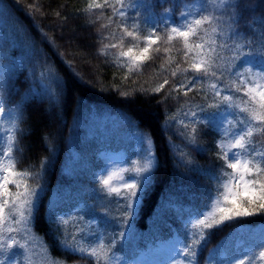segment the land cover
<instances>
[{"label": "trees", "instance_id": "1", "mask_svg": "<svg viewBox=\"0 0 264 264\" xmlns=\"http://www.w3.org/2000/svg\"><path fill=\"white\" fill-rule=\"evenodd\" d=\"M144 1L156 5L146 7L145 12L159 20L169 16L178 24L181 12L187 10L185 5L192 7L197 0ZM231 3L240 7H223L217 16L219 26L232 35L231 40L242 44L246 43L244 36L257 37L259 49L264 45L260 39L264 36V0ZM88 4V0H0V100L18 125L21 152L16 154L17 170L34 169L38 174L29 181L39 193L28 234V254L34 250V264H48L49 260L91 264L78 254L69 255L58 243L64 239L58 226L65 218L72 222L64 230L69 237L72 224L78 222L92 240L93 233L106 241L115 238V255L122 258L118 264H134L157 245L177 246V239L186 236L188 221L215 195L218 181L227 179L221 176L223 161L217 159L216 145L221 139L217 125L208 119L195 125L193 144L189 143L193 125L186 122L189 127L185 129L180 123V114L208 104L211 97L205 84L203 88L198 84L200 91L187 96L174 90L196 75L189 70L171 76L177 65L189 68L192 54L185 57L182 43L176 39L170 45L164 43L170 27L159 24L156 35L160 39L153 45L152 58L129 74L128 67L116 59L131 40L125 38L120 44V18L110 8L89 10ZM166 8L172 12L166 14ZM127 23L133 25L129 19ZM75 33L81 35L77 38ZM140 35L147 33L140 28ZM113 43L120 47H105ZM250 61L257 66L264 63L258 54ZM164 79L169 84L154 92ZM0 121L6 127V143L11 120L5 115ZM88 126L95 127L92 137L87 134ZM132 134L151 143L154 163L147 194L127 229L119 219L123 206L100 188L102 162L98 156L104 148L119 150ZM9 188L15 191L13 185ZM122 231L127 232L125 239L119 235ZM261 240L264 215L230 222L208 235L198 254L199 264H222L225 255L248 249L258 253L256 245ZM75 243L88 246L79 239ZM20 262L27 264L25 256L20 255Z\"/></svg>", "mask_w": 264, "mask_h": 264}, {"label": "snow or ice", "instance_id": "2", "mask_svg": "<svg viewBox=\"0 0 264 264\" xmlns=\"http://www.w3.org/2000/svg\"><path fill=\"white\" fill-rule=\"evenodd\" d=\"M211 3L214 10L221 7H240L239 3L232 4L229 0H211ZM143 6L151 8L156 5ZM131 7L135 5H126L125 0H104L102 4L94 0L87 5L89 10L110 8L113 10V16L120 18V44H123L125 38L131 40L126 50L118 52L116 59L120 61L121 58H126L124 66L128 67L129 74L152 58L150 53L153 51V45H157L160 39L156 35L159 31L156 25H153V30L144 36L140 35L138 25L135 23L131 27L128 25L126 8ZM185 8L187 10L180 14L182 23L166 32L164 43L170 45L176 39L182 43L185 57H188L189 53H194L189 68L181 69L177 65L171 76L175 77L178 71L189 70L196 75L180 82L174 90L182 91L187 96L194 90L200 91L207 78H213V82L208 85L213 99L210 107L216 108L217 112L205 119L211 122L215 115L226 113L217 125L221 139L216 147L217 159L223 161L220 165L221 176L227 179L218 181L215 195L210 196L197 214L188 221L186 236L184 240L177 239L176 255L171 258L169 264H199L198 254L206 246L208 235L213 231L241 218L264 215V65L260 66L259 71L244 67L252 63L246 57L254 54H258L261 61H264V45L257 49V37L249 39L248 36L242 38L245 44L238 41H234L231 46L227 41L219 43L223 30L219 26L218 17L212 12L204 15L207 9L203 5L195 13L188 5H185ZM171 12V8L165 9L166 14ZM111 23L112 17H109V24ZM108 26L103 25L105 28ZM168 27L165 25V28ZM228 38L232 39V35ZM260 39H264V36ZM140 41H143V47L139 46ZM105 47L115 49L120 45L113 43ZM245 47L248 48L247 52L243 51ZM159 50V47L155 49L157 52ZM168 51L169 48L166 47L164 52ZM225 72H228L231 78L227 83L222 79ZM168 84L169 80L164 79L153 91L158 93ZM198 84L200 88H197ZM5 115L10 118L11 127L7 130V142H0V257H4L0 259V264L6 262L21 264L15 259L17 255L25 256L27 264H34L32 255L34 250L32 254H28L31 243L28 234L32 231L39 193L30 186L29 181L38 174L34 169L17 170L19 160L16 154L21 152L17 147L18 125L11 113L6 114L4 102L0 100V118ZM184 115L192 117L190 123L193 127L189 143L195 144L197 128L194 126L202 124L203 119L198 118V114L191 109ZM229 115L234 117L235 123L227 119ZM225 122L231 131L227 129L221 131ZM180 123L185 129L189 127L183 120ZM2 140L3 137L0 136V141ZM196 147L198 150L201 148L200 145ZM152 168L153 153L149 148L143 156V163L137 162L130 168L120 169L119 172L106 173L99 179L100 188L123 206V215L119 219L125 222L124 226L127 229L131 226L137 205L142 203L147 194L152 179ZM228 169L231 171H227ZM124 173H127V176ZM114 180L119 181V186H114ZM9 185H13L15 191L10 190ZM70 223H72L70 218H65L58 226V230L64 236L58 243L69 255L78 254L79 258L87 259L91 264H118L122 259L115 255V238L106 241L102 235L93 233L95 239L92 240L77 226L78 222L72 224L74 231L69 237L64 230ZM13 233L20 235V239ZM126 234L124 231L119 233L122 239H125ZM78 239L88 246H77L75 242ZM256 247L260 249L258 253L248 249L239 255H225L222 264H264V240L259 241ZM48 264L57 262L49 260Z\"/></svg>", "mask_w": 264, "mask_h": 264}, {"label": "rangeland", "instance_id": "3", "mask_svg": "<svg viewBox=\"0 0 264 264\" xmlns=\"http://www.w3.org/2000/svg\"><path fill=\"white\" fill-rule=\"evenodd\" d=\"M232 1L233 0H229V3H231ZM93 2H94V0H88L89 4L93 3ZM95 2L100 3V2H104V0H95ZM125 4L126 5L127 4L135 5V7L126 8V12L128 14V19L131 22V24L135 23L136 25L139 26V28L143 29L147 34H149L153 30V25H156L158 27L159 24H163V25L167 24L170 28L177 25V24H174L172 22V20L169 16H164L161 20H159L158 17H155L152 14L145 12L146 7L143 5H147V4L144 0H125ZM201 5H203L207 9V11H205L203 13L204 15H208L209 14L208 9L211 8L213 15L219 16L220 12L223 9V7L215 9V13H214V6L211 3V0H208L207 3L205 2V0H197L193 4V6L191 7L192 11L195 13L198 9L201 8ZM1 9H2V7L0 5V13H1ZM179 23H182V18H181V21ZM80 35H81L80 33H75V37H77V38ZM228 37H229L228 33L223 32V36L220 38V40L218 42L223 43L224 41H227L228 45L231 46L233 44L234 40H231ZM139 43L142 44L143 41H140ZM239 43H241V42H239ZM243 51L247 52L248 49L245 47V48H243ZM191 54H192V56H194V53H191ZM252 56L253 55L248 56V57H246V59L250 60V58ZM197 59H199V58L197 57ZM119 62L122 65H124L126 63V58H121V60ZM237 63H238V61H237ZM262 65H264V63ZM262 65H260V66H262ZM260 66L255 65L254 62H252L251 64L244 65V67H251L253 69V71H259ZM240 70L243 71V68H241ZM222 79L224 80L225 83H227L231 79L229 77L228 72L224 73ZM212 82H213V78H211V77L207 78V80L204 82L205 87L207 88V90L211 94V97L208 100L209 101L208 104H206V105L202 104V105H199V107L197 106V107H193V108H188L185 112H187L189 109H191L192 111H195L198 114V118H201V119H205V117H208L211 114L217 112L216 108L210 107V105L213 104V99H212L211 89L208 87V85ZM216 102L217 103L219 102L218 98H217ZM201 108H203V112H201ZM184 113L180 114L179 118L181 120H183L185 123L186 122L190 123L192 117L191 116L185 117ZM224 115H226V113H223V112L215 115L211 122H214L216 125H219L221 120L223 119ZM227 119L229 121H233V123H235V119L233 116L229 115L227 117ZM97 122H95V124ZM224 129L231 131V128L229 127V125L226 122L224 123L223 129H221V130L224 131ZM5 131H6V127L0 121V136L3 137V140L0 142H4V138H5L4 132ZM86 131H87L88 136L92 137L95 133V127L88 126L86 128ZM149 148H151L152 153H153L151 143L147 139H145V138H143L137 134H132L128 139H125L123 144L121 145V147L117 151L112 150V149H108V148H106V149L104 148L103 150H101L99 152V156H98L102 162L101 168L98 171V178L100 179V177L102 175H104L106 173H110L112 171L119 172L120 169H122V168H125V169L130 168L137 162L143 163V156ZM153 163H154V158H153ZM124 175L127 176V173H124ZM113 183H114V186H119L118 180H114ZM13 235H17V234L13 233ZM18 236L19 235H17V237ZM175 248L176 247L173 245H165V246L164 245H158L157 247H155L154 250L147 252L146 254L142 255L134 264H169V261L171 260V258L176 255ZM2 258H4V257H0V259H2ZM15 259L17 261H20V255H17L15 257ZM6 264H7V262H6Z\"/></svg>", "mask_w": 264, "mask_h": 264}]
</instances>
